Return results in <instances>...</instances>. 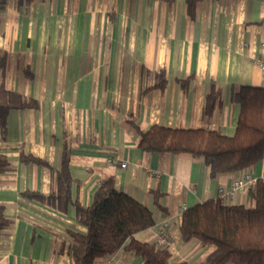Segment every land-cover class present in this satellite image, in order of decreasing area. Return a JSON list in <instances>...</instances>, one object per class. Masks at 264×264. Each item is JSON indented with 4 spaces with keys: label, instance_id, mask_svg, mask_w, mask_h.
Wrapping results in <instances>:
<instances>
[{
    "label": "crops",
    "instance_id": "obj_1",
    "mask_svg": "<svg viewBox=\"0 0 264 264\" xmlns=\"http://www.w3.org/2000/svg\"><path fill=\"white\" fill-rule=\"evenodd\" d=\"M0 10V84L35 108L0 121V204L11 225L0 232V264H75L68 231L84 230L78 203L92 205L103 181L150 209L157 242L164 220L177 262L199 264L213 251L180 238L182 208L219 197L240 173L213 178L201 160L140 148L154 125L233 136L239 86L264 88V0H6ZM163 75L166 80L163 83ZM163 84V87H161ZM213 84L222 105L203 109ZM69 152L72 203L66 212L25 196L49 195ZM22 155L46 164L26 162ZM126 164L125 167L122 165ZM264 179V160L248 170ZM232 205H252L248 189ZM201 256L191 261L186 254ZM182 256V259H180ZM105 264H142L125 250Z\"/></svg>",
    "mask_w": 264,
    "mask_h": 264
},
{
    "label": "trees",
    "instance_id": "obj_2",
    "mask_svg": "<svg viewBox=\"0 0 264 264\" xmlns=\"http://www.w3.org/2000/svg\"><path fill=\"white\" fill-rule=\"evenodd\" d=\"M189 2L192 4L195 0ZM6 4V0H0V10ZM3 68L4 61L0 59V69ZM232 101L241 107L233 136L204 128L176 129L154 125L146 132H140V148L146 152L201 160L210 168L213 178L250 170L264 160V88L235 87ZM37 105L33 98L8 90L1 82L0 121L4 130L11 110ZM221 105V89L213 84L203 109L205 117H210ZM22 158L26 162L46 164L29 155H22ZM68 161L69 152L65 149L61 168L53 171L54 184L49 195L31 192L25 196L66 212L69 204H73ZM9 168L7 158L0 156V173ZM248 192L252 201L250 207L229 204V199L223 200L219 196L182 212V242L214 248L199 264H264V179H257ZM74 204L77 223L84 228L68 231L75 264H103L121 250L140 257L142 264H189L174 260L169 230L166 245L160 244L159 240L152 243L141 240V233L157 225L155 216L150 209L122 192L113 178L100 184L91 206ZM4 212L5 207L0 204V232L11 225Z\"/></svg>",
    "mask_w": 264,
    "mask_h": 264
},
{
    "label": "built area",
    "instance_id": "obj_3",
    "mask_svg": "<svg viewBox=\"0 0 264 264\" xmlns=\"http://www.w3.org/2000/svg\"><path fill=\"white\" fill-rule=\"evenodd\" d=\"M262 48L264 49V43L262 44ZM256 64L259 67L264 66L260 60H257ZM122 166L125 167L126 164H123ZM255 182H256V179L253 177V175L249 171H243L235 179V181L233 182V185L230 189H228V190L221 189L219 191V196L223 200L234 199L240 191L248 189ZM185 209H187V208L183 207L182 212ZM169 228H170L169 221L164 220L158 229V240H159L160 244H162V245L168 244L166 236H167V232H168Z\"/></svg>",
    "mask_w": 264,
    "mask_h": 264
},
{
    "label": "rangeland",
    "instance_id": "obj_4",
    "mask_svg": "<svg viewBox=\"0 0 264 264\" xmlns=\"http://www.w3.org/2000/svg\"><path fill=\"white\" fill-rule=\"evenodd\" d=\"M200 256H201V254L198 253V252L190 253V255L189 254H186V257H188L192 262L195 261V260H197ZM180 259H182V256H181ZM103 264H105V263H103Z\"/></svg>",
    "mask_w": 264,
    "mask_h": 264
}]
</instances>
